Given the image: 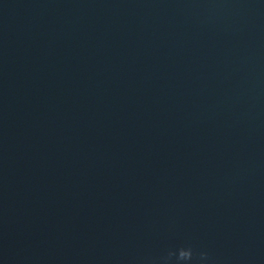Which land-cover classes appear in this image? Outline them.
I'll use <instances>...</instances> for the list:
<instances>
[{
  "label": "water",
  "instance_id": "water-1",
  "mask_svg": "<svg viewBox=\"0 0 264 264\" xmlns=\"http://www.w3.org/2000/svg\"><path fill=\"white\" fill-rule=\"evenodd\" d=\"M0 264H264V0H0Z\"/></svg>",
  "mask_w": 264,
  "mask_h": 264
}]
</instances>
